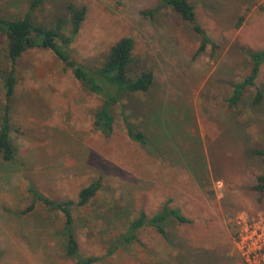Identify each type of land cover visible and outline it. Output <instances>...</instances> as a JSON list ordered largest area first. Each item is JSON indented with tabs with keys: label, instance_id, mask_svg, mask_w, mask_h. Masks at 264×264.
Wrapping results in <instances>:
<instances>
[{
	"label": "rangeland",
	"instance_id": "rangeland-1",
	"mask_svg": "<svg viewBox=\"0 0 264 264\" xmlns=\"http://www.w3.org/2000/svg\"><path fill=\"white\" fill-rule=\"evenodd\" d=\"M32 1L0 0V16L21 18ZM189 1L215 49L197 53L192 26L170 8L158 9V0H41L34 9L33 20L51 26L70 18L69 5L86 8L69 47L76 62L98 67L129 37L130 75L152 70L149 92L113 108L109 137L93 126L101 98L48 49L18 59L7 100L10 62L0 34V121L9 106L15 151L12 161L0 159V264H74L60 234L64 216L41 202L24 211L34 194L76 202L97 180L96 195L72 211L79 252L100 257L95 264H247V257L264 256V192L253 188L263 172L253 151L264 150V99H253L258 89L264 93V65L237 107L226 102L250 73L247 53L264 49V0ZM124 118L147 144L128 137ZM166 204L191 223L167 222L166 239L144 226L135 242L108 254L141 211L151 217Z\"/></svg>",
	"mask_w": 264,
	"mask_h": 264
},
{
	"label": "trees",
	"instance_id": "trees-1",
	"mask_svg": "<svg viewBox=\"0 0 264 264\" xmlns=\"http://www.w3.org/2000/svg\"><path fill=\"white\" fill-rule=\"evenodd\" d=\"M160 8H170L181 20L192 26L193 31L200 37V46L197 53H202L207 46L215 49L217 46L210 41L204 30L197 24L194 5L189 0H158ZM41 0H33L27 13L17 19H7L0 16V34L6 38V53L10 62V70L5 79V97L10 100L14 96L16 78L15 65L18 59L29 49L45 48L50 50L54 56L70 69L74 78L89 93L101 98L102 105L94 114L93 126L104 137H109L113 132L114 115L113 108L123 105L125 96L144 94L150 91L154 84L152 70H146L138 75L131 76L130 68L133 62L132 51L134 40L126 37L114 44L105 60L98 67H88L76 62L69 52V47L76 38L81 23L86 14L84 6L74 8L69 5L70 18L68 20L57 19L51 26L36 23L32 18L34 9ZM243 17H239L235 28L242 25ZM66 25H69L68 34H64ZM248 57L251 61L250 73L242 81L232 85L231 95L226 102L230 108H235L243 99V95L249 87H254L259 76L261 67L264 65V49L249 51ZM264 93L257 90L253 104L262 103ZM128 137L139 144H147L148 140L144 132L136 131L127 118H124ZM11 125L9 106L4 107L0 121V159L10 162L14 159L15 151L10 140ZM253 154L258 156L263 164V172L256 178V185L253 187L258 193L264 192V150H254ZM100 189V182H91L79 193L77 201H54L42 195L34 194L35 201L30 204L24 213L34 210L35 202H41L52 211L61 213L64 216V223L61 229V236L64 241L65 255L74 261V264H95L100 257H84L79 252V245L73 232L72 211L76 207L85 206ZM169 221L179 224H189L187 219L177 208H170L167 204L156 214L148 217L144 212L132 220L125 231L118 235L116 244L109 250L108 254L114 253L120 244H128L137 240V232L144 226L153 227L163 238H167L165 225Z\"/></svg>",
	"mask_w": 264,
	"mask_h": 264
},
{
	"label": "built area",
	"instance_id": "built-area-1",
	"mask_svg": "<svg viewBox=\"0 0 264 264\" xmlns=\"http://www.w3.org/2000/svg\"><path fill=\"white\" fill-rule=\"evenodd\" d=\"M247 264H264V256L254 255L246 258Z\"/></svg>",
	"mask_w": 264,
	"mask_h": 264
}]
</instances>
